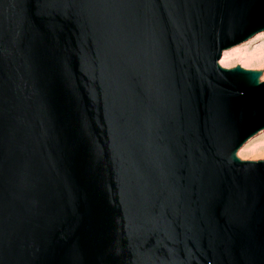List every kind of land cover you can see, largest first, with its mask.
<instances>
[{
  "label": "water",
  "instance_id": "95a60500",
  "mask_svg": "<svg viewBox=\"0 0 264 264\" xmlns=\"http://www.w3.org/2000/svg\"><path fill=\"white\" fill-rule=\"evenodd\" d=\"M264 0H0V264H264L263 71L220 65Z\"/></svg>",
  "mask_w": 264,
  "mask_h": 264
},
{
  "label": "rangeland",
  "instance_id": "374dc122",
  "mask_svg": "<svg viewBox=\"0 0 264 264\" xmlns=\"http://www.w3.org/2000/svg\"><path fill=\"white\" fill-rule=\"evenodd\" d=\"M233 49H237L236 51H234V53H245L246 55H258L264 57V31L259 33L257 36L250 39L249 41L237 47H234ZM245 57L246 56H236L234 60L228 62L225 66H222L221 64L220 65L228 69L234 68L238 65L246 70H264V65L259 66L257 64L248 63L244 59ZM262 73L263 75L261 77V82H264V71ZM238 158L243 161L264 160V131L249 140V142L239 150Z\"/></svg>",
  "mask_w": 264,
  "mask_h": 264
},
{
  "label": "bare ground",
  "instance_id": "6f19581e",
  "mask_svg": "<svg viewBox=\"0 0 264 264\" xmlns=\"http://www.w3.org/2000/svg\"><path fill=\"white\" fill-rule=\"evenodd\" d=\"M261 35V34H260ZM237 49L225 51L220 64L225 66L228 62L235 59L236 56H246L244 59L251 64L264 65V57L258 55H246L245 53H234Z\"/></svg>",
  "mask_w": 264,
  "mask_h": 264
}]
</instances>
